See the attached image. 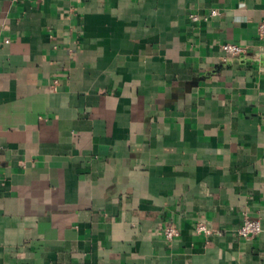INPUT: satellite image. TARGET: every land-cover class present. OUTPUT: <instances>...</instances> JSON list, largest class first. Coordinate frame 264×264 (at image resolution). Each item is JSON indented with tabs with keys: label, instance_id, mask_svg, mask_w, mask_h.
<instances>
[{
	"label": "crops",
	"instance_id": "1",
	"mask_svg": "<svg viewBox=\"0 0 264 264\" xmlns=\"http://www.w3.org/2000/svg\"><path fill=\"white\" fill-rule=\"evenodd\" d=\"M263 21L264 0H0V264H264V231L238 233L264 228Z\"/></svg>",
	"mask_w": 264,
	"mask_h": 264
},
{
	"label": "built area",
	"instance_id": "2",
	"mask_svg": "<svg viewBox=\"0 0 264 264\" xmlns=\"http://www.w3.org/2000/svg\"><path fill=\"white\" fill-rule=\"evenodd\" d=\"M217 14L218 12L216 10L212 12V16H216ZM191 18L194 21L198 20L197 16H191ZM258 36L259 38L264 39V21L261 22L258 27ZM221 50L225 55L238 56L245 53L247 48L234 44H224L221 46ZM195 230L198 234H203L205 236H211L215 233L213 230L208 228L206 224L202 222H197ZM263 231L264 228L262 227L259 221L245 217L243 225L239 229L238 233L240 237H243L245 239H251L254 236L262 233ZM163 234L166 240L169 242H173L179 236V232L173 227L165 228Z\"/></svg>",
	"mask_w": 264,
	"mask_h": 264
}]
</instances>
